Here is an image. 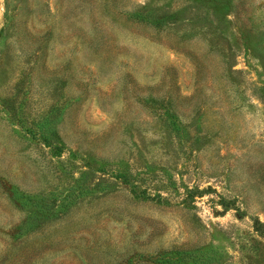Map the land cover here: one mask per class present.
<instances>
[{
	"label": "rangeland",
	"instance_id": "rangeland-1",
	"mask_svg": "<svg viewBox=\"0 0 264 264\" xmlns=\"http://www.w3.org/2000/svg\"><path fill=\"white\" fill-rule=\"evenodd\" d=\"M0 264H264V0H0Z\"/></svg>",
	"mask_w": 264,
	"mask_h": 264
},
{
	"label": "trees",
	"instance_id": "trees-1",
	"mask_svg": "<svg viewBox=\"0 0 264 264\" xmlns=\"http://www.w3.org/2000/svg\"><path fill=\"white\" fill-rule=\"evenodd\" d=\"M162 110L164 111V113L166 114V116L167 115H170V116L175 117V115L172 112H170V110L168 108H163Z\"/></svg>",
	"mask_w": 264,
	"mask_h": 264
}]
</instances>
